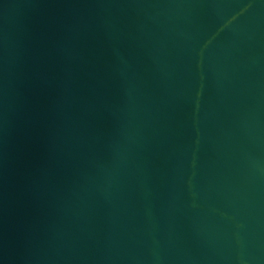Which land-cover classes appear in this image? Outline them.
Masks as SVG:
<instances>
[{"label":"water","instance_id":"95a60500","mask_svg":"<svg viewBox=\"0 0 264 264\" xmlns=\"http://www.w3.org/2000/svg\"><path fill=\"white\" fill-rule=\"evenodd\" d=\"M0 264H264V0H0Z\"/></svg>","mask_w":264,"mask_h":264}]
</instances>
